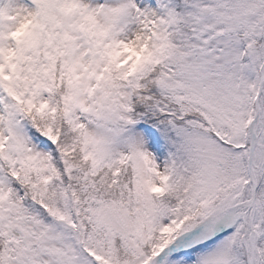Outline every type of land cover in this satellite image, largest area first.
<instances>
[{"label": "snow or ice", "instance_id": "1", "mask_svg": "<svg viewBox=\"0 0 264 264\" xmlns=\"http://www.w3.org/2000/svg\"><path fill=\"white\" fill-rule=\"evenodd\" d=\"M0 264H264V0H0Z\"/></svg>", "mask_w": 264, "mask_h": 264}]
</instances>
